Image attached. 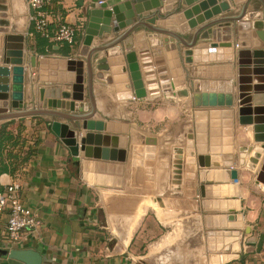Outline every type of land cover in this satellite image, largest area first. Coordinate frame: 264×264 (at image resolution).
Masks as SVG:
<instances>
[{"label":"crops","instance_id":"obj_1","mask_svg":"<svg viewBox=\"0 0 264 264\" xmlns=\"http://www.w3.org/2000/svg\"><path fill=\"white\" fill-rule=\"evenodd\" d=\"M201 1L207 4L201 6ZM244 1L196 0L190 5L182 0L162 2L158 8L162 14L150 25L170 31L180 39L144 27L131 35L146 91L144 98L133 95L130 77L131 87L122 88V82L114 79L111 69L97 68V59L106 57L108 50L94 54L91 94L96 111L88 120L103 121L104 126L100 131L87 130L86 133H99L102 137L99 145L87 144L82 135L83 121L77 118L91 110L85 60L94 47L112 42L116 34L95 36L89 46L84 45L88 10H105L126 2L133 5L135 0H52L45 8L48 37L32 28V9L27 0L9 2L7 17L11 24L9 28L0 29V51L4 35H24V108L54 110L72 117L38 114L0 121V126L6 124L16 138L25 141L22 148L19 144L8 145V151L26 150L28 145L33 149V154L17 173L0 174V189L13 179H20L23 202L40 220L37 228L26 229L19 240L11 243L5 235L7 212L1 211L0 248L36 250L42 257L41 264H214L212 256H218L215 264H264V240L257 249L259 237L264 235V183L257 181L264 166V140L255 139V136H263L254 132L252 123H240L238 91L239 59L249 61L248 76L250 84L254 85L256 74L251 53L256 49L264 51V46L255 44L259 41L264 45V40L256 34L253 19L250 29L245 31L237 29L236 21L228 20L209 27L202 34L213 31L210 42H229L230 46L212 50L184 45L209 22L236 16ZM263 1L250 0L246 12L254 10L264 21ZM225 3L229 5L228 10L213 13ZM197 5H200L197 11L183 13ZM199 18H203L200 23ZM158 22L164 23L162 27L156 24ZM194 22L197 24L190 26ZM61 23L76 27V43L69 45L53 39V32ZM200 35L197 44L204 41ZM150 37L161 43L152 46ZM238 40H246L252 46L239 48ZM140 43L146 44L141 50L137 47ZM6 44L12 49L17 40L8 39ZM115 48L119 54L108 58L107 63L116 60L119 66L126 68L123 74L129 76L123 42ZM189 50L192 54L187 56L185 52ZM172 51L178 52L186 82L182 85L177 82L170 91H163L160 73L168 75V83L172 85L178 78L173 61L167 57V52ZM33 55L36 56L35 67L30 66ZM158 57L162 58L159 66ZM187 57L192 59L188 62ZM41 58L47 59L43 74L39 68ZM70 58L84 61L85 88L83 92H75V98L71 96L74 92L70 83L40 79H51L54 73H59L58 69L52 70V61ZM2 59L0 56V67H12ZM262 65L264 67V62ZM11 75L1 74L0 86H10ZM152 79L155 83L148 84ZM189 79L199 82L200 94L213 93L217 102H224L226 95H232V104L195 105ZM150 87L157 93L151 94ZM64 91L71 93L69 98L62 97ZM0 95V99L7 98L6 93ZM246 97L249 102L244 105L264 108V91H251ZM205 99L209 101V97ZM44 100L48 104L45 108ZM57 100L69 102L71 109L54 107ZM78 103L81 106L78 107ZM215 111L218 116H212ZM197 113L204 115L200 114L199 118ZM256 115L252 110L248 117L252 119ZM243 117L246 121L247 116ZM53 121L59 124L58 134L52 130ZM189 134L193 135L192 139L188 138ZM94 141L96 138H92V143ZM74 146L78 161L73 160L70 147ZM176 148L182 149L178 184L173 183ZM255 152L259 156L253 164L250 158ZM224 155H232V166L223 165ZM212 159L220 165L214 166ZM231 171L236 172V180L231 178ZM201 187L205 196L200 194ZM221 191L227 195H215ZM221 215L228 218L225 219L227 225L238 222L241 215L242 226L205 227V217L215 225L213 218ZM225 230L239 232L240 250L233 252L230 244H225L221 251H210L208 244L217 242L207 233ZM231 254L233 256L222 259ZM0 264L25 263L0 255Z\"/></svg>","mask_w":264,"mask_h":264},{"label":"water","instance_id":"obj_2","mask_svg":"<svg viewBox=\"0 0 264 264\" xmlns=\"http://www.w3.org/2000/svg\"><path fill=\"white\" fill-rule=\"evenodd\" d=\"M166 0H135V3L132 5L130 2H126L123 4H119V5H114L111 6L110 8H107L105 10H95V9H89L88 10V15H89V19L87 22V26L85 29V37L83 40L84 45L89 46L92 43V40L95 36L101 38L104 36V34L106 33H114L116 34V38L113 39L112 42L110 43H106L104 45H100L97 47H94L90 52H89V57L86 58L85 62H86V89H87V93H88V100L90 102L91 105V110L81 116H77L78 119H81L82 122V135L85 136V140L87 142V144H95V145H99L100 144V139L102 138L100 136L99 133H86L87 130H96V131H100L103 129L104 123L103 121H92V120H88L89 118H91L94 113H95V109H94V98L91 94V86H92V81H91V60H92V56L96 53H99L101 51H107V56L106 57H99L97 59V68L100 70H108L111 69L112 73L114 74V79L115 80H120V82H122L121 87L122 88H130L132 85V89H133V95L136 98H144L146 96V91L143 85V81H142V77H141V72L139 70V66L137 63V59H136V55L135 52L133 51V38H132V34L140 27H144L150 31H153L155 33L158 34H167L168 36H171L177 39H180V36L171 33L170 31H164L163 29H160L158 27H153L152 23H155L157 18H159V16L162 14V11L159 10L158 8L161 6L162 2H164ZM194 1L196 0H182V3H185L187 5L192 4ZM250 0H246L243 2V6L241 8V11L233 17H230L228 19H216L212 22H209L208 24H206L205 26H203L202 28H200L194 35H193V39L190 43H184V45H186L187 47H197L200 49H212L215 50L216 47L218 46H230L231 43L229 42H224V43H217V42H210V39L212 38L213 35V31H209L207 33H203L202 31L208 29L209 27L218 24L220 22L223 21H236V26L237 29L239 31H245L250 29L251 27V22L250 20H254L253 21V28L256 29V34L258 35L260 40H264V21H262V19L259 18V15L257 14V12L253 11H249L246 12V9L248 7ZM264 3V1H263ZM207 4L206 1H201L200 5L203 6ZM197 5L195 7H192L191 9H188L187 11H184V14H190L194 11H197L199 9V6ZM229 5L228 4H221L217 9H215L213 11V13L218 14L221 12V10H228ZM209 15V14H208ZM172 15H169V17H171ZM210 16H208L207 18H209ZM203 20V18H199L198 19V23H200ZM197 22V21H195ZM192 23L190 26H194L197 23ZM1 25L7 24V21H0ZM158 26H161L164 24L163 22H158L156 23ZM201 34V35H200ZM210 34V35H209ZM201 37V39H204L203 43H196V40L198 39V37ZM3 45H2V50L0 51V56H2V60L3 63H7V64H11L12 67L11 68H6V67H0V75L3 74L5 76H10L11 75V93H10V101L8 100V98L5 99H0V121L2 120H6V119H12V118H19V117H25V116H33V115H38V114H47V115H52L55 117H72L71 115H67L64 113H60V112H56L54 110H46V109H28V108H24L23 103H22V98H23V82H24V73H25V67L22 65L23 63V49H24V35H9L6 34L3 36ZM15 38L17 40V44L14 45V47L12 49L7 47V40L8 39H12ZM5 42V43H4ZM123 42V46L126 50L125 53V59L127 62V66H128V71H129V76L128 75H124L123 73L126 72V68L123 66H119L116 62V60L114 61V63L110 64L107 63L108 58L110 57H116L117 54H119L115 48V46L120 43ZM149 42L152 46H156L157 44L161 43L159 39H156L155 37H150L149 38ZM257 45V47L260 46H264L262 42L257 41L255 43ZM146 44L145 43H140L137 45L138 49L141 50ZM255 45V46H256ZM236 46L239 48H249L250 45L248 41L246 40H238L236 42ZM156 51V50H155ZM185 54L187 56H190L192 54V51H186ZM159 55V53H158ZM155 54V56H158ZM142 56V54H141ZM167 57L169 60L173 61L172 62V67L175 68V73L177 78V81H174V85H172L171 83H168L170 81L168 75H166L165 73H160L159 74V78H160V82L162 84V89L163 91H170V89H172V87L174 88L175 85H177V82L179 85L185 84L186 80L184 79V77L182 76V65H181V59L178 55L177 51H172L170 53L167 52ZM240 58V57H239ZM251 58H253V63L254 65V73L256 74L255 77L253 78L255 81L254 85L250 84V77L249 75V67H247V63H249V61H243L242 59H239L238 63H239V68H238V91H239V104L241 105V107L239 108V114H240V118L239 121L242 124H249L252 123L253 124V130L254 132H260L262 133L263 137H256V140H264V108H254L252 109L249 105H244L245 103L249 102L248 97H246V95H248L251 91H255V92H262L264 91V67H263V62H264V51L260 50V49H256L251 53ZM162 59V58H161ZM161 59L158 57L156 59V63L157 66H159ZM192 58L187 57L185 60L186 61H190ZM36 56L33 55L30 58V66L31 67H35L36 66ZM46 58H41L39 60L40 62V74L44 73V70L46 69ZM52 64H54V67L52 68V70H59V73L57 74H53L54 77H52L51 79H47L44 77H41V80H49L51 82H63V83H70L71 84V92H74L73 94L69 93V92H62L61 95L63 98H69L70 94L73 98H75L73 95H75V92H83L85 86L83 85L84 79H83V64L84 61H77L76 59H58L56 61H52ZM56 66V67H55ZM111 66V67H110ZM118 66V67H117ZM163 68L160 69L159 67V71H162ZM68 72H72L67 73ZM116 74H118V77L116 78ZM130 77L131 80V85L128 83V78ZM125 80L127 81V84L125 83ZM149 82V80H148ZM147 82V83H148ZM124 83V84H123ZM154 84L155 83V79H152L150 81V83L148 84ZM189 85L192 88V92L194 93L193 98H194V102L195 105H209V106H216V105H231L232 104V95H226V101L224 102H220V101H216L215 100V96L213 93H210L209 95L207 94H200V87H198L199 82L198 81H193L192 79L188 80ZM195 85V86H193ZM9 86L5 85V86H0V93H5L8 90ZM2 90H4V92H2ZM130 90V89H129ZM154 87H150L149 91L151 94L157 93L156 91H154ZM130 92V96L132 95L131 91ZM184 95H186V91H184L183 93ZM1 96V95H0ZM209 97V101H207L205 99V97ZM221 96V95H219ZM221 98V97H219ZM47 101L44 100L43 101V107H47ZM77 106H81V103H78ZM50 107V106H49ZM54 107L56 108H62L66 111H68V109H71V104L69 102H65V101H55L54 103ZM10 108H12L13 110L10 111ZM51 108V107H50ZM78 110V109H76ZM252 110H254V112L257 114L255 118H250L248 117V115L251 114ZM201 115H204L202 113H200ZM200 114H196L197 117L199 116L200 118ZM244 114L247 116L246 121L243 119ZM219 113L218 111L212 112V116H218ZM243 118H242V117ZM198 119V118H197ZM199 120V119H198ZM52 130L55 131L57 134L58 132V127L59 124L56 121H53L51 124ZM193 135L189 134L188 138L192 139ZM92 138H96L97 141H94V143H92ZM70 145V144H69ZM264 146V145H262ZM71 148V152L73 154V160L78 161V156L75 155V151H76V146H74L73 148ZM231 149H227V152H230ZM175 160H174V181L173 183L178 184V178H179V174H180V161L182 158V149L180 148H176L175 150ZM259 154L258 152H255L253 154V156L250 158V161L254 164L256 163V160L258 158ZM224 159V163L223 165L225 166H232V155H224L223 156ZM214 159H212L213 162ZM222 164V163H221ZM200 165L204 166V163H202V161H200ZM207 165V163H206ZM214 166H218L219 164H215L213 162ZM264 168V166H263ZM261 169L257 175V181L258 182H262L264 183V169ZM231 178L233 180H236V172L235 171H231ZM200 194L201 196H205L204 193V188L201 187L200 189ZM215 195H222V196H226L227 193L225 191H221V193H215ZM215 204H217V202H215ZM215 221V225H211L210 223V218L209 217H205V227L206 228H215V227H241L242 226V221H241V215H238V222L236 223H229L230 225H227V223H225V219L226 218L224 215H221L219 218L218 216H215L214 218ZM208 221V222H207ZM218 221L220 223H218ZM208 237H212L215 239V242H217L216 244L214 243H209L208 244V249L210 251H221L223 249V246L225 244H230V249L233 252H237L240 250V241L238 239V235L239 232L236 230H225V231H209L208 233ZM264 240V235L261 234L258 240V250L260 249L262 242ZM212 240H210L211 242ZM0 255L2 256H6L10 259H14V260H18L21 261L25 264H41V260L42 257L40 255V253L36 250L33 249H20V248H10V249H3L0 248ZM233 256L231 255H226L222 257V259H227L229 257ZM212 263H217L218 260V256H212L211 258Z\"/></svg>","mask_w":264,"mask_h":264},{"label":"built area","instance_id":"obj_3","mask_svg":"<svg viewBox=\"0 0 264 264\" xmlns=\"http://www.w3.org/2000/svg\"><path fill=\"white\" fill-rule=\"evenodd\" d=\"M32 9L30 21L33 23L34 31L48 37V17L46 7L52 0H27ZM77 29L70 23H61L53 32L55 41H62L69 45L75 43ZM21 181L13 179L0 189V212H7L6 239L16 242L20 239L22 232L26 229H35L40 225V220L34 216L31 209L27 207L21 196Z\"/></svg>","mask_w":264,"mask_h":264},{"label":"trees","instance_id":"obj_4","mask_svg":"<svg viewBox=\"0 0 264 264\" xmlns=\"http://www.w3.org/2000/svg\"><path fill=\"white\" fill-rule=\"evenodd\" d=\"M31 25H33V23ZM77 39L78 33L76 34L75 43L77 42ZM24 143V139L16 138L6 124L0 126V174H15L28 161L33 154V149L30 145H28L26 150H7L8 145L14 147L19 144L22 148Z\"/></svg>","mask_w":264,"mask_h":264},{"label":"rangeland","instance_id":"obj_5","mask_svg":"<svg viewBox=\"0 0 264 264\" xmlns=\"http://www.w3.org/2000/svg\"><path fill=\"white\" fill-rule=\"evenodd\" d=\"M11 0H0V21L4 20L7 21V24L1 25L0 24V29H6L9 28L11 22L9 18L7 17L9 15L10 7H9V2Z\"/></svg>","mask_w":264,"mask_h":264},{"label":"bare ground","instance_id":"obj_6","mask_svg":"<svg viewBox=\"0 0 264 264\" xmlns=\"http://www.w3.org/2000/svg\"><path fill=\"white\" fill-rule=\"evenodd\" d=\"M10 86H9L8 90L5 92L6 93V96H7V98H8L9 101H10V93H11Z\"/></svg>","mask_w":264,"mask_h":264}]
</instances>
